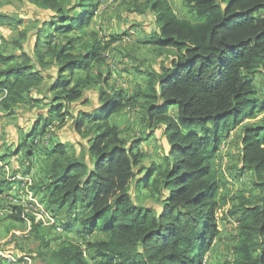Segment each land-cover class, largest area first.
Masks as SVG:
<instances>
[{
	"label": "trees",
	"instance_id": "16d2710c",
	"mask_svg": "<svg viewBox=\"0 0 264 264\" xmlns=\"http://www.w3.org/2000/svg\"><path fill=\"white\" fill-rule=\"evenodd\" d=\"M29 1L56 11L49 17L53 22H38L52 23L62 34L83 29L97 12L94 0H82L77 15L67 13L59 0ZM147 1V7L135 6L140 14L149 9L154 13L155 28L145 43L173 49L175 55L160 70L144 73L143 121L150 129L146 137L127 141L122 129L112 124L115 112L138 105L136 98L143 91L132 97L124 91H104L99 106L74 113L73 104L83 100L87 88L96 83L90 71L103 61L101 43H94L86 54L74 53L75 39L57 47L47 43L48 53L58 64L55 77L47 75L20 42H16L23 50L20 53L0 52V111L13 113L37 92L38 99L31 100L45 106L37 109V123L15 152L26 149L28 162L37 154L46 157L48 164L36 177L34 190L55 215L64 233L61 237L76 233L86 246L64 240L52 250L44 243L50 263L210 264L206 256L214 251L220 235L217 215L230 204L227 181L217 164L219 144L245 118L253 120L257 112H264V100L254 84L255 76L264 72V0H183L189 20L179 18L165 0ZM23 21L0 14V24ZM40 32L33 48L44 63ZM28 36L22 31L20 41ZM49 78H53L47 89L51 99L41 94ZM67 120H73V129L87 141L86 146L76 143L80 144L78 154L73 144L61 142L57 134L48 136L54 121L61 128ZM242 129L236 176L250 174L252 199L244 196L227 213V218L240 220L232 264H264V123L244 124ZM159 130L165 142L161 161L146 166L141 147ZM34 160L31 168L40 164L39 158ZM11 185L0 173V202ZM142 189L156 196L154 205L135 202ZM12 213V221L26 223L23 207L13 206ZM27 216L30 233L42 239L43 224ZM98 232L106 238L91 242ZM16 247L14 253L19 251Z\"/></svg>",
	"mask_w": 264,
	"mask_h": 264
},
{
	"label": "rangeland",
	"instance_id": "374dc122",
	"mask_svg": "<svg viewBox=\"0 0 264 264\" xmlns=\"http://www.w3.org/2000/svg\"><path fill=\"white\" fill-rule=\"evenodd\" d=\"M165 1H167L169 6L173 7L175 14L179 18L191 19L184 5H182L183 0ZM59 2L67 13L77 15V13L81 12L77 5H80L82 0H59ZM147 2V0H94L97 12L91 15L90 23L83 29L76 28L70 33L62 34L56 32L55 25L47 23L48 20H51L49 22L54 21V19L49 17L54 16L56 11L45 9L41 5H35L29 0H0V14H9L17 20L21 18L24 20L20 25L0 24V52L9 56L25 50L31 53L36 64L47 75L51 74L55 77L58 72V64L53 59L52 54L48 53L47 43L50 42L52 47H57L66 44L70 39H75V54L90 53L94 43H101L104 48L102 51L103 61L94 64L90 71L96 83L87 88L83 100L73 104L74 113L79 110L91 111L92 108L99 106L101 104L100 95L104 91L108 93L124 91L128 97L143 91L142 94L144 95L136 98L138 105H129L115 112L112 124L114 123L122 129V138L127 141H132L134 138L138 139L142 136L146 137L150 129L143 121L145 111L143 106L147 101L145 95L147 78L144 73L152 68L160 70V66L164 63L168 64L169 60L175 55V50L173 49H161L145 43L147 37L151 36L155 28L153 25L154 13L149 9L147 14H140L136 11L135 6L137 4L147 7ZM38 21L47 22L41 25ZM40 30L41 44L39 50L45 55L44 63L40 61L37 51L33 48L35 35ZM22 31H27L29 36L27 39L20 41V33ZM16 42H20L24 49H19ZM80 74L86 76L88 73L80 72ZM105 78H108L107 84L103 83ZM52 82L53 78L47 79L44 83L43 91H41V94L43 96L47 95L49 99L53 95L49 96L47 89ZM254 84L257 86L259 97L264 100V72L255 76ZM31 95V98L38 99L39 93ZM31 98L25 104L16 107L13 113L8 114L0 111V153L11 154L12 157L9 160L11 169L13 164L25 159L26 149L18 151L22 152L21 157L23 158L18 160L13 159L16 156L15 151H17L19 144L23 146L21 139L29 133V126L35 119L34 113H36L37 109L45 107L44 105L37 106ZM173 111L174 108L170 110V113L173 114ZM72 123L73 120H67L63 127H55L53 131L62 133V138L65 141L70 142L73 138L75 144L81 142L86 146L87 141L81 140L73 129ZM261 123H264V112H257L255 119L245 118L239 125L241 127L235 128L229 136L226 137L225 135L219 144L217 164L220 167L221 175L227 181L225 193L230 204L218 212L217 222L220 235L213 248L214 251L206 256V258H209L210 264H232L236 259L234 248L238 241L240 220L237 217L227 218V213H230L233 204L242 203L244 196L247 199H252V178L250 174L239 178L236 176L239 170L238 166L241 165L242 128L244 124L255 125ZM22 126L27 129L25 128L26 133L20 135L19 130ZM7 143L10 146L6 150ZM75 144L74 146H76ZM164 144L160 130L152 138L148 139V142L143 143V147H141L145 154L143 164L151 166L155 162L159 163L164 152ZM134 200L138 205L151 206L155 204L156 196L153 197L149 191L142 189L141 195L136 194ZM31 202L25 204L14 196H7L0 202V211L3 208L6 210V207L10 208L9 206L24 208ZM229 213L228 215H230ZM11 215L10 212L0 215V250L5 253L9 252L6 253L9 255L17 253L19 260L24 262H20V264H57L52 261L50 263V258L47 255L48 251L44 249V243H49L52 250L58 248L64 240L76 242L83 245L84 248L86 247L81 236L75 233V235H67L62 238L61 236L64 235L61 232L62 228L59 230L55 226L53 228L43 226L45 229L40 232L41 236L43 235L41 239L36 234L27 233L29 230L27 222L12 221L10 219ZM25 218L30 220L27 213ZM54 238H57V240L52 242ZM104 238L106 237L98 232L91 242ZM15 246H17L16 249H19V251L16 250V253H14ZM87 258L89 259L90 257L88 256ZM2 262L0 264H18L15 263L16 261L8 263L3 260Z\"/></svg>",
	"mask_w": 264,
	"mask_h": 264
},
{
	"label": "crops",
	"instance_id": "0c3cea01",
	"mask_svg": "<svg viewBox=\"0 0 264 264\" xmlns=\"http://www.w3.org/2000/svg\"><path fill=\"white\" fill-rule=\"evenodd\" d=\"M41 111H43V110H40L39 112H41ZM37 112L38 111H36V113H34L35 119H33V122L31 124V126H29L30 127L29 130L31 129V127L35 123H37V118H38ZM58 125H59V122L58 121H54L53 125L51 127H49L48 130H47L48 131V136L49 135H52V134H57L58 135V140H60L61 142L68 143V144H71V145L73 144L74 145L75 142H74V139L73 138L71 139L72 141H70V142L69 141H65L62 138V135H63L62 133H60V132L57 133V132H54L53 131L55 129V127H58ZM22 128H20V130H19V134L20 135H22L23 133H26L25 130L27 128L25 126H22ZM58 128H60V127H58ZM79 143H81V142H79ZM75 145L76 146H74L73 150H76L77 151V154H78V153H80V150H79L80 149V146H79L80 144H75ZM9 146L10 145H8V143H7L6 150L9 148ZM15 155L16 156H14L13 159H17V160L18 159H23L21 157L22 156V152H20V153L19 152H16ZM11 157L12 156L9 153H6V152L3 153V154L0 153V173H2L4 175V177H5L6 180H8L9 182L12 183V185L10 186V189L7 192V194H8L7 196H12V197L14 196L18 200H21L25 204L31 202L34 197L39 202H41L40 201V196H38L36 194L35 190H34V182H35L36 177H38L40 175V170H42V168H45L46 165L48 164V160L46 159V157L37 154V155H34L33 156L31 162H28V160H24V159L23 160H20V162H18V163L16 162V164H13L12 169H11L10 168V165H9V160L11 159ZM37 158H39V161H40L39 163L40 164H38V167H32L31 168L32 163L35 164V160L34 159H37ZM29 166H30V168H29ZM29 181L32 182V185L31 186H29V184H28ZM29 190L31 192H33V193H30ZM1 198L2 197H0V199ZM5 198H7V197H5ZM9 207L10 208H7L6 207V210H4V208H3V210L0 211V213H1L0 215L6 214L7 212H10L13 215V213H12V207L11 206H9ZM24 219L28 223V227H29V230L27 231V233H30L31 223H30V221L27 218L24 217ZM14 255L13 256L16 258V260H15L16 262L15 263L20 264V262H23L22 260H19L17 254H14ZM19 257H21V256H19ZM3 260L5 262H7L4 258L3 259L1 258L0 262H2Z\"/></svg>",
	"mask_w": 264,
	"mask_h": 264
},
{
	"label": "built area",
	"instance_id": "2783aa9c",
	"mask_svg": "<svg viewBox=\"0 0 264 264\" xmlns=\"http://www.w3.org/2000/svg\"><path fill=\"white\" fill-rule=\"evenodd\" d=\"M29 186L32 185V182L29 181ZM30 193H33L29 190ZM34 199V198H33ZM24 211L27 214H30L38 219L44 227H54L57 226V228L60 230L61 227L57 225V219L55 215L51 214L46 207L39 202L37 199L32 200V202L26 206H24ZM0 256L4 258L7 262H14L16 260L13 255L6 254L3 250H0Z\"/></svg>",
	"mask_w": 264,
	"mask_h": 264
}]
</instances>
